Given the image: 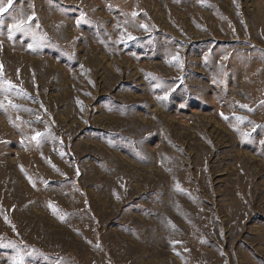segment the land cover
<instances>
[{
    "label": "rangeland",
    "instance_id": "1",
    "mask_svg": "<svg viewBox=\"0 0 264 264\" xmlns=\"http://www.w3.org/2000/svg\"><path fill=\"white\" fill-rule=\"evenodd\" d=\"M0 7V264H264V0Z\"/></svg>",
    "mask_w": 264,
    "mask_h": 264
},
{
    "label": "snow or ice",
    "instance_id": "2",
    "mask_svg": "<svg viewBox=\"0 0 264 264\" xmlns=\"http://www.w3.org/2000/svg\"><path fill=\"white\" fill-rule=\"evenodd\" d=\"M8 3L9 4H11L12 3V0H8ZM6 11V9L4 8V7H0V13H3V12H5ZM133 15H135V13L133 14ZM35 19V17L34 16H29L28 17V19H27V23L28 24H30L33 20ZM0 22H2V21H0ZM81 21H77V23L79 24ZM25 21H23V20H21V21H19L18 23H16V24H14V25H10L9 26V38H11V36H12V33L14 32V31H19V32H22V31H25L26 30V28H25ZM141 27H144L143 25L141 26ZM129 39H133V37H129ZM31 47V46H30ZM173 59L174 60H179V57L177 56V57H173ZM167 97L165 96V97H163V99H166ZM241 107H246V106H244V105H242ZM237 119H239V120H243V118L242 117H237ZM258 127V126H257ZM43 134L42 133H39V132H37L36 134H35V136H33L32 137V139L33 140H37V138L38 137H40V136H42ZM248 134H245V136H247ZM20 264H23V259L21 258V260H20Z\"/></svg>",
    "mask_w": 264,
    "mask_h": 264
}]
</instances>
